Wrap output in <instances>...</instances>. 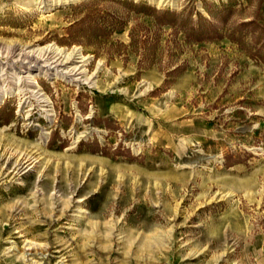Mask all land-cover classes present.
<instances>
[{
  "label": "rangeland",
  "instance_id": "rangeland-1",
  "mask_svg": "<svg viewBox=\"0 0 264 264\" xmlns=\"http://www.w3.org/2000/svg\"><path fill=\"white\" fill-rule=\"evenodd\" d=\"M226 28L0 0V264H264V0Z\"/></svg>",
  "mask_w": 264,
  "mask_h": 264
},
{
  "label": "trees",
  "instance_id": "trees-1",
  "mask_svg": "<svg viewBox=\"0 0 264 264\" xmlns=\"http://www.w3.org/2000/svg\"><path fill=\"white\" fill-rule=\"evenodd\" d=\"M95 1L99 0H93V2ZM102 1H110L118 6L132 10L135 14L152 18L156 26H168L178 30L183 34V38L187 43L208 42L227 35L226 22L233 13L236 4V0H226V3L220 4L202 0L201 9L204 12V14H202L198 11L193 13L189 11V9H183L182 11H174L168 8L157 9L146 2H135L133 0ZM101 22H103V20ZM248 25H250V22L249 24H241L239 28ZM230 38L241 41L243 39L241 29L233 31ZM94 146L98 148L96 143Z\"/></svg>",
  "mask_w": 264,
  "mask_h": 264
},
{
  "label": "bare ground",
  "instance_id": "bare-ground-1",
  "mask_svg": "<svg viewBox=\"0 0 264 264\" xmlns=\"http://www.w3.org/2000/svg\"><path fill=\"white\" fill-rule=\"evenodd\" d=\"M55 58H49L48 60H53L51 63L57 64L59 63L58 59L54 60ZM63 63H60L58 66H62ZM75 70V69H74ZM74 70L69 71L70 73H73ZM75 75V74H74Z\"/></svg>",
  "mask_w": 264,
  "mask_h": 264
}]
</instances>
